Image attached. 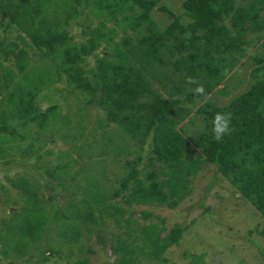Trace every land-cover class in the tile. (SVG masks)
I'll list each match as a JSON object with an SVG mask.
<instances>
[{"label":"trees","instance_id":"obj_1","mask_svg":"<svg viewBox=\"0 0 264 264\" xmlns=\"http://www.w3.org/2000/svg\"><path fill=\"white\" fill-rule=\"evenodd\" d=\"M161 1L0 0V161L22 167L33 159L46 177L41 186L16 175L13 195L0 185L11 208L0 221V255L9 263L16 256L23 264L32 257L90 264L80 242L93 236L102 250L110 240L113 264L164 262L188 226L166 233L146 209L139 210L146 223L134 220L133 208L175 209L210 166L264 220V57L253 56L247 88L228 102L193 106L196 97L230 94L226 82L247 49L264 42V0H184L178 16ZM154 10L169 14L166 28ZM63 81L82 97L75 127L77 114L41 106ZM89 106L103 113L91 140L81 124ZM218 112L233 116L221 142L212 136ZM192 113L204 122L200 152L181 126ZM52 139L68 148L43 151ZM108 158L118 159L117 171Z\"/></svg>","mask_w":264,"mask_h":264},{"label":"rangeland","instance_id":"obj_2","mask_svg":"<svg viewBox=\"0 0 264 264\" xmlns=\"http://www.w3.org/2000/svg\"><path fill=\"white\" fill-rule=\"evenodd\" d=\"M184 0H162L158 7L165 6L170 15L178 16L182 13V3ZM245 0H239L244 2ZM169 14H165L154 10L151 15L156 23L162 28H166L170 23ZM82 21V18L79 19ZM187 19L183 17L181 22H186ZM81 30L80 26L72 24L70 31L72 34L78 35ZM15 33V32H14ZM14 33H7V37L13 36ZM264 39V38H263ZM77 40V39H76ZM78 41V40H77ZM262 41V40H261ZM259 41L253 47L247 49V56L241 62L234 72V77L226 82L230 94L228 96H220L217 93L204 95L203 97H196L193 103L194 109L206 101H214L220 105L228 102L233 96L241 93L247 87V81H250V71L255 67L253 56L262 55L264 57V42ZM263 43V44H262ZM90 64L93 60L90 59ZM242 82V85H237V82ZM222 85L218 89H222ZM56 90L53 91L51 99H42L41 106L43 108L49 106L51 103H57L62 113L69 112L71 115L77 114L72 122V126H77V117L81 112H78L82 105V97L77 95V92L67 87L65 81L56 84ZM103 113L95 106H89L85 110L84 123L87 125L86 136L89 140L94 135H98L96 129V120L102 117ZM202 118L192 113L188 119L182 122L181 126L186 131V138L193 140V147L197 152H200L199 146L195 143L198 136L203 132L204 122ZM115 130L116 127L113 125ZM68 145L60 140L48 141L43 151L52 150L54 153L66 150ZM52 156L47 158L52 160ZM107 167L111 171H117L118 159H107ZM5 160L0 161V185L8 189L11 195L14 194V188L11 186V181L16 175H25L31 180L39 181L41 186L46 180L42 171L35 168L34 160L24 162L26 166L17 167L16 165H5ZM31 165V167H30ZM26 169V170H25ZM212 166L203 169L193 179V191L190 196L181 201L179 205L172 210L165 207H135L133 208V219L138 223H146L140 219L139 210L146 209L154 216L153 222L163 220L162 226L166 233L176 224L188 226L184 231L180 243L172 246L162 255L164 262H142L140 264H192L191 259L184 257L183 253L188 252L191 255H196L206 264H264V235L261 229L264 228V220L261 218L255 209L245 202L238 193L231 187V185L220 175L213 174ZM210 188V189H209ZM209 189V191H208ZM43 190V189H42ZM4 192L0 188V221L9 217L11 208L4 204ZM60 204L63 201L60 200ZM158 217V218H157ZM160 219V220H159ZM259 226L258 228H256ZM108 237L106 234H103ZM110 240L107 241L105 249L102 250L101 245L97 243L94 236L88 241L83 238L80 245L84 250L81 256L89 259L90 264H113L115 263V256L108 248ZM64 247L61 245V248ZM78 245L76 246V248ZM92 249L94 253H88V249ZM78 255V254H77ZM16 258V256H15ZM11 259L14 264H23L22 261ZM27 258V257H26ZM25 258V259H26ZM76 255L73 257L75 260ZM36 258L32 257L27 261V264H67L70 263L68 258H58L57 260H49L47 263H35ZM64 259V260H63ZM0 264L9 263V259L5 260L0 255Z\"/></svg>","mask_w":264,"mask_h":264},{"label":"clouds","instance_id":"obj_3","mask_svg":"<svg viewBox=\"0 0 264 264\" xmlns=\"http://www.w3.org/2000/svg\"><path fill=\"white\" fill-rule=\"evenodd\" d=\"M191 82V81H189ZM198 93L203 94L204 88L198 87L196 89ZM233 116L231 112H218L212 120V136L216 142H221L225 135H230L232 132L231 122Z\"/></svg>","mask_w":264,"mask_h":264},{"label":"crops","instance_id":"obj_4","mask_svg":"<svg viewBox=\"0 0 264 264\" xmlns=\"http://www.w3.org/2000/svg\"><path fill=\"white\" fill-rule=\"evenodd\" d=\"M263 42V41H262Z\"/></svg>","mask_w":264,"mask_h":264}]
</instances>
